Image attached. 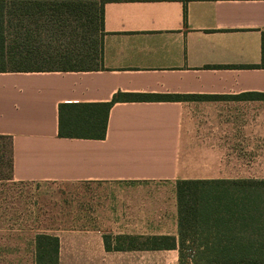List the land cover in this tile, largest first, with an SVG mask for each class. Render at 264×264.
Instances as JSON below:
<instances>
[{
    "label": "crops",
    "instance_id": "crops-1",
    "mask_svg": "<svg viewBox=\"0 0 264 264\" xmlns=\"http://www.w3.org/2000/svg\"><path fill=\"white\" fill-rule=\"evenodd\" d=\"M100 1L102 70L0 74L9 182L88 186L80 230L39 233L60 239L59 264H180L177 249L109 251L105 236L178 241L177 181H264V0ZM120 93L212 99L118 103L105 139L59 137L60 105ZM0 209V264H27L25 218Z\"/></svg>",
    "mask_w": 264,
    "mask_h": 264
},
{
    "label": "trees",
    "instance_id": "trees-1",
    "mask_svg": "<svg viewBox=\"0 0 264 264\" xmlns=\"http://www.w3.org/2000/svg\"><path fill=\"white\" fill-rule=\"evenodd\" d=\"M7 2L13 5V10L7 11ZM91 2L100 4L99 43L86 40L82 50L72 41L64 52H35L45 46L40 40L42 33L64 35L73 16L81 23L83 18L79 13ZM105 3L100 0H0V74L102 70ZM26 22H31L30 26ZM32 24L35 29L31 28ZM13 31L15 36L11 39ZM54 38L49 41L57 42ZM210 99L194 95L120 93L109 103L62 104L59 137L105 139L110 111L118 103ZM13 163V137L0 136V177L12 178ZM176 197L178 241L173 237L114 239L105 236L107 250L172 248L178 250L180 264H264V181L182 180L176 183ZM36 247L37 264H59L58 237L38 235Z\"/></svg>",
    "mask_w": 264,
    "mask_h": 264
},
{
    "label": "rangeland",
    "instance_id": "rangeland-1",
    "mask_svg": "<svg viewBox=\"0 0 264 264\" xmlns=\"http://www.w3.org/2000/svg\"><path fill=\"white\" fill-rule=\"evenodd\" d=\"M11 10H13V5L7 2V11ZM83 10L79 13L83 18L81 23L75 21V16H73L69 23V29L64 35L60 36V33L58 35H49L47 32L42 33L40 40L43 41L42 44L45 46L35 49V52L42 54L64 52L67 47H70L69 43L72 41L82 50L85 47L84 42L86 40H91L93 44L99 43L102 35L100 31V4L87 3L83 6ZM26 24L30 26L31 22H26ZM31 28L35 29V24H32ZM13 33L14 31L11 39H14L15 34ZM51 36L52 38L55 37L54 39L57 42H50ZM37 63L36 61V65ZM94 68H98V66H94ZM6 175L8 174L6 173ZM15 185L13 182H9V178L0 177V191L3 190L4 192L3 197L0 195V204H5L6 210H3V214H8L11 223L17 219L18 211L20 218L21 214L25 218L26 259L27 264H33L37 258V234L51 233L55 235L64 231L80 230L82 228L84 225L83 215L86 213L88 198L90 197L88 186L83 183L47 182L20 185V191L17 192ZM18 193L19 195H17ZM1 234L2 232H0ZM8 244L11 246L16 243L9 241Z\"/></svg>",
    "mask_w": 264,
    "mask_h": 264
}]
</instances>
